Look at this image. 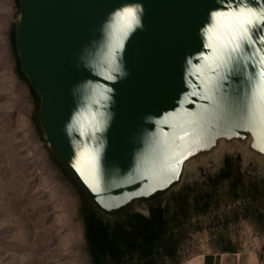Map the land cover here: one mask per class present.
I'll return each instance as SVG.
<instances>
[{"label": "water", "instance_id": "water-1", "mask_svg": "<svg viewBox=\"0 0 264 264\" xmlns=\"http://www.w3.org/2000/svg\"><path fill=\"white\" fill-rule=\"evenodd\" d=\"M17 1L38 126L104 226L148 218L224 157L264 172V46L225 62L204 32L227 0ZM125 7L138 10L131 30L116 17Z\"/></svg>", "mask_w": 264, "mask_h": 264}, {"label": "rangeland", "instance_id": "rangeland-1", "mask_svg": "<svg viewBox=\"0 0 264 264\" xmlns=\"http://www.w3.org/2000/svg\"><path fill=\"white\" fill-rule=\"evenodd\" d=\"M18 13L17 0H0V264H94L86 201L47 147L37 123L39 101L19 75ZM230 158L240 165L235 187L222 183L187 207L171 204L157 248L104 264H188L217 252H246L264 264V172L237 154ZM222 165L198 168L182 187L205 184Z\"/></svg>", "mask_w": 264, "mask_h": 264}, {"label": "trees", "instance_id": "trees-1", "mask_svg": "<svg viewBox=\"0 0 264 264\" xmlns=\"http://www.w3.org/2000/svg\"><path fill=\"white\" fill-rule=\"evenodd\" d=\"M19 75L26 80L20 70ZM30 91L32 96L38 100L31 87ZM239 166L238 158L234 160L226 157L219 172L213 178L208 177L205 184L184 185L177 193L170 195L165 207L151 208L148 218L137 214L126 215L123 222L114 224L112 227L104 226L97 220L87 203L84 202L85 235L94 264H104L106 259L114 261L131 253L150 254L159 246L168 232V213L171 204L174 207H187L190 200L194 201L198 196L205 198L209 191L215 190L222 183H229L231 187H235L241 179ZM260 183L264 185V180Z\"/></svg>", "mask_w": 264, "mask_h": 264}, {"label": "snow or ice", "instance_id": "snow-or-ice-1", "mask_svg": "<svg viewBox=\"0 0 264 264\" xmlns=\"http://www.w3.org/2000/svg\"><path fill=\"white\" fill-rule=\"evenodd\" d=\"M258 4L259 0H227L222 6L211 11L209 24L204 32L209 39L221 42L220 59L229 62L233 54H236V64H239L240 56L247 49L255 48L257 42L264 46V36H258L264 33V8L257 10ZM137 11L132 7H125L116 13V17L127 21L131 30L133 24L139 23ZM256 51L260 53V59L264 60V51L259 48Z\"/></svg>", "mask_w": 264, "mask_h": 264}, {"label": "crops", "instance_id": "crops-1", "mask_svg": "<svg viewBox=\"0 0 264 264\" xmlns=\"http://www.w3.org/2000/svg\"><path fill=\"white\" fill-rule=\"evenodd\" d=\"M256 258L249 253H212L204 254L188 264H256Z\"/></svg>", "mask_w": 264, "mask_h": 264}]
</instances>
